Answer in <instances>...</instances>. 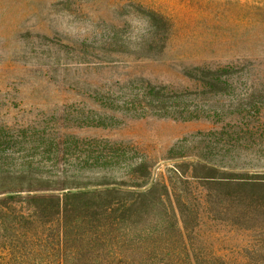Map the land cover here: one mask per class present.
Returning <instances> with one entry per match:
<instances>
[{"label": "rangeland", "instance_id": "374dc122", "mask_svg": "<svg viewBox=\"0 0 264 264\" xmlns=\"http://www.w3.org/2000/svg\"><path fill=\"white\" fill-rule=\"evenodd\" d=\"M0 264H264V0H0Z\"/></svg>", "mask_w": 264, "mask_h": 264}, {"label": "trees", "instance_id": "16d2710c", "mask_svg": "<svg viewBox=\"0 0 264 264\" xmlns=\"http://www.w3.org/2000/svg\"><path fill=\"white\" fill-rule=\"evenodd\" d=\"M256 183H258V182H256ZM260 184H263V183H260ZM107 191H109V190H107ZM19 192L20 191H8L7 194L11 197V199H17V196H19L18 195ZM91 193L98 194V193H101V191L99 189H96L95 191H93ZM68 195H71V192H68ZM59 200H60V197H59Z\"/></svg>", "mask_w": 264, "mask_h": 264}]
</instances>
